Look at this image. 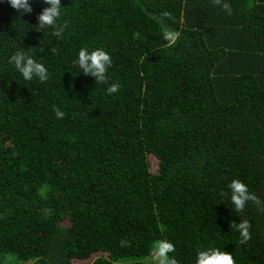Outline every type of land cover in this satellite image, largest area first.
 <instances>
[{"label":"trees","instance_id":"1","mask_svg":"<svg viewBox=\"0 0 264 264\" xmlns=\"http://www.w3.org/2000/svg\"><path fill=\"white\" fill-rule=\"evenodd\" d=\"M29 2L0 0V264H147L161 239L178 264H264V0H61L63 38ZM82 47L110 54L118 93L73 65ZM17 48L47 82L8 63ZM234 179L261 205L236 212Z\"/></svg>","mask_w":264,"mask_h":264},{"label":"clouds","instance_id":"2","mask_svg":"<svg viewBox=\"0 0 264 264\" xmlns=\"http://www.w3.org/2000/svg\"><path fill=\"white\" fill-rule=\"evenodd\" d=\"M5 2L10 4L20 16L25 13L30 14L33 11L29 0H5ZM44 3L49 6L42 9L41 13L38 14L35 30L44 32L46 29H50L51 35L63 38L68 22H61V0H44ZM213 4L221 7L231 15V7L225 0H213ZM169 15L165 11L162 13L161 19L167 18ZM179 37L180 33L178 31L165 29L163 32V38L169 45L175 44ZM134 38H140V34L134 33ZM8 63L14 65L26 81L37 78L41 83H44L49 79L50 74L45 65L27 55L23 48H17L14 54L8 58ZM73 65H78L85 75L95 78L97 84H108L107 73L112 66V57L104 49L97 48L89 51L87 47H82L78 52V58L73 61ZM119 90L120 85L116 83L108 84L106 89L109 95L116 94ZM54 112L57 119L65 117V113L59 108H54ZM228 188L231 193L230 200L236 212H243L249 201L257 206L261 205V201L254 193L249 191L248 186L241 180H232ZM221 195H227V193L222 192ZM231 227L239 233V243L241 245L246 244L251 239V225L248 220L245 219L239 223L232 222ZM121 246H126V242L121 241ZM175 251V245L171 241L167 239L157 240L153 244L147 264H178V260L170 255ZM195 264H236V261L229 252L222 251L219 248H208L197 252Z\"/></svg>","mask_w":264,"mask_h":264},{"label":"rangeland","instance_id":"3","mask_svg":"<svg viewBox=\"0 0 264 264\" xmlns=\"http://www.w3.org/2000/svg\"><path fill=\"white\" fill-rule=\"evenodd\" d=\"M6 261H8V258H6Z\"/></svg>","mask_w":264,"mask_h":264}]
</instances>
